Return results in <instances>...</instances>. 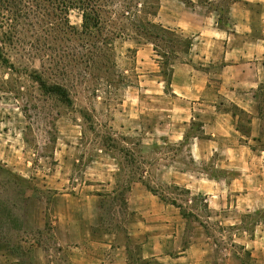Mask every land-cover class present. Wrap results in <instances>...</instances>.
<instances>
[{
    "label": "rangeland",
    "instance_id": "obj_1",
    "mask_svg": "<svg viewBox=\"0 0 264 264\" xmlns=\"http://www.w3.org/2000/svg\"><path fill=\"white\" fill-rule=\"evenodd\" d=\"M160 1L148 0L146 5L158 8ZM232 1L220 0L217 4L222 26L226 25V8ZM126 4H130L129 20L118 17L119 13L126 14ZM148 7L140 13L138 0H116L107 8L113 12L102 17L107 19L108 29L114 24L125 29L131 24L134 28L149 17ZM69 20L79 27V12L71 11ZM18 29L19 40L6 45L0 55V165L27 183L1 178L0 199L11 204L22 192L35 197H31L27 209L22 205L13 208L15 213L18 208L25 210L27 225L20 238L41 243L55 264L66 263L68 256L80 251L78 248L101 255L126 245L130 264H146L139 257L143 235L136 240L130 235L139 220L155 221V214L174 221L176 214L190 213L184 216L185 231L192 238L189 241L202 244L207 232L212 246L215 243L217 247L230 248L236 228L248 233L264 230V208L257 210L246 204L235 208L231 204L234 195L229 193L230 204L208 209L207 194L173 181L172 174L177 171L190 183L202 182L206 175L216 179L227 176L214 156L192 158L191 144L201 136L197 121L168 125L172 97L160 69L172 67L176 58L184 55L180 52L175 56L170 51L174 37L154 40L157 56L154 44L126 39L125 30L123 37L114 41L107 59L75 78L73 84L63 82L58 73L49 75L47 81L68 85L73 102L67 106L47 96L33 79V69L41 70L39 58L32 55L38 44L35 39L52 35L58 52L62 45L59 18L49 20L43 29L26 24ZM260 112L264 114L263 109ZM241 130L246 131V127ZM252 145L264 149V145ZM260 164L264 166V158ZM258 165L253 163L254 171L260 168ZM258 175L256 172L254 177ZM145 183L158 194L174 199L179 207L152 194ZM235 218L240 221L232 223ZM8 226L1 216L0 231ZM16 246L13 243L12 254L27 260L26 253ZM10 247V242H0V264ZM28 247L30 244L24 245V249Z\"/></svg>",
    "mask_w": 264,
    "mask_h": 264
},
{
    "label": "crops",
    "instance_id": "obj_2",
    "mask_svg": "<svg viewBox=\"0 0 264 264\" xmlns=\"http://www.w3.org/2000/svg\"><path fill=\"white\" fill-rule=\"evenodd\" d=\"M219 1L161 0L155 16L161 26L192 40L188 51L172 64L168 125L197 121L201 136L191 144L192 158L214 156L219 159L218 168L227 174L219 179L206 175L202 182L190 183L177 171L172 174L173 181L207 194L208 209L230 204L228 194L233 193L231 204L235 208L246 204L258 210L264 208V166L260 164L264 149L252 144L264 145V114L260 112L264 110V0L232 1L226 8L225 26L220 25ZM182 137L183 133L178 139ZM253 163L260 168L254 171ZM256 172L259 175L254 177ZM153 216L152 222L139 220L130 235L132 240L143 235L139 240L142 260L159 264H264V230L248 233L236 228L230 248L217 247L205 231L202 244L189 241L192 238L185 231L187 219L183 215L176 214L174 221ZM0 242H10L11 246L3 264H55L41 243L24 240L16 232L0 231ZM13 243L15 249L26 253L27 260L12 254ZM25 244L30 247L24 249ZM115 249L98 255L78 248L80 251L68 256L64 264H130L127 245Z\"/></svg>",
    "mask_w": 264,
    "mask_h": 264
},
{
    "label": "trees",
    "instance_id": "obj_3",
    "mask_svg": "<svg viewBox=\"0 0 264 264\" xmlns=\"http://www.w3.org/2000/svg\"><path fill=\"white\" fill-rule=\"evenodd\" d=\"M114 1L116 0H0V55L3 53V48L5 49L6 45L19 40L20 30L18 27L21 24L33 27L37 25V27H42L43 29L45 25L48 26L49 20L58 17L60 20V39H62V45L59 46L60 49L57 52L52 44L55 37H52L50 34L46 37L44 36L42 39H35L38 44L32 49V55L39 58L41 70L37 71L33 69V79L47 96H53L59 102L69 106L73 100L67 84H73L75 78L95 68L103 59H107V55L113 49L114 41L117 38H122L125 30L126 39H136L138 43H140V40H143L144 42L154 44V40L163 41V37H174L172 41L175 45L171 46L170 51L175 56L180 52H187L190 48L192 41L190 38L184 37L174 30L165 28L155 21L158 8L153 5L148 7L146 5L148 0H138V10L140 13L145 9V6L148 7V18H144L141 22H138L134 28L131 24L126 25V29L119 28L117 24H114L115 27L108 29L110 25L107 23V19L103 20L102 15L103 13L113 12L107 8L111 7ZM129 7L130 4H126V14L123 12L119 13L118 17L129 20ZM74 10L79 12L81 16L79 27L71 25L69 20V14ZM219 20H221V17ZM133 33H135V38L132 36ZM156 48L157 45L154 44L153 50L156 51ZM130 52H134V50H130ZM156 55L158 56L159 52L156 51ZM45 63H48V66H45ZM165 66L166 61L163 67ZM171 71L172 67L168 68V66L160 69V75L166 81V88H170ZM57 73L62 76L63 82L68 83L47 81L49 75H56ZM0 173L5 175L0 176V179L4 178L5 182L27 183V180L5 170L1 165ZM137 180H141V178H137ZM23 185L27 188V184ZM145 185L151 193L158 195L162 201L179 207L174 199L169 200L165 196L158 194L151 185L147 183ZM129 187L130 185H128L127 189ZM34 190L39 193L36 188ZM186 192L188 191L186 190ZM31 197L33 200L35 199L33 196H25L24 192L19 193L14 197L11 204L0 199V215L9 225L7 231L11 230L18 235L25 231L27 225L25 210L23 211L18 208L19 212L15 213L13 208L22 205L27 209ZM182 214L183 216L190 215V213L185 212ZM5 215L9 217L6 219ZM144 262L148 264L149 261L144 260Z\"/></svg>",
    "mask_w": 264,
    "mask_h": 264
}]
</instances>
